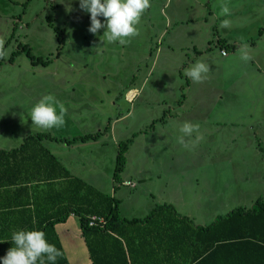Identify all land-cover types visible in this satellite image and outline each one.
I'll return each mask as SVG.
<instances>
[{
  "label": "rangeland",
  "instance_id": "rangeland-1",
  "mask_svg": "<svg viewBox=\"0 0 264 264\" xmlns=\"http://www.w3.org/2000/svg\"><path fill=\"white\" fill-rule=\"evenodd\" d=\"M225 3L230 16L220 15ZM150 4L137 25L139 35L122 46L101 41L106 29L89 31L90 13L79 0H0V41L7 53L0 59V149L16 148L38 132L59 139L99 133L97 140L79 139L70 152L59 141L49 148L63 154L64 162L78 160L74 170L86 182L109 194L116 190L112 196L124 217L144 216L155 203L140 187L123 184L138 183L139 174L154 172L155 164L181 175L184 184L201 187L205 170L214 186L219 176L226 180L221 189H240L243 201L264 198V150H257L262 141L264 147V0ZM224 19L230 28L219 27ZM55 28L65 39L60 50ZM225 38L247 45L262 73L251 59L240 58L238 48L223 55L227 48L219 40ZM201 58L211 71L203 83H194L184 72ZM39 59L47 63H34ZM142 86L145 92H131L137 99L126 103L122 89ZM45 95L66 107L63 127L33 126L29 111ZM158 118L166 122H157L156 134H140ZM185 121L199 124L203 136L190 150L177 143ZM234 137L241 147L233 146ZM127 140L126 166L115 180L120 143Z\"/></svg>",
  "mask_w": 264,
  "mask_h": 264
},
{
  "label": "trees",
  "instance_id": "trees-1",
  "mask_svg": "<svg viewBox=\"0 0 264 264\" xmlns=\"http://www.w3.org/2000/svg\"><path fill=\"white\" fill-rule=\"evenodd\" d=\"M55 30L60 50L65 39L63 32ZM219 43L226 50L238 47L223 40ZM34 63L47 62L39 59ZM98 138L99 133L59 139L38 132L16 148L0 150V258L14 246V232L40 230L63 253L56 264H70L55 227L72 214L78 218L92 264H204L231 242L257 241L264 248V198L250 209L238 207L219 216L206 227L194 225L171 204L157 205L144 218L127 219L121 216L116 198L73 176L43 143ZM131 142L120 143L115 180L126 166ZM94 215L107 220L104 227L89 225Z\"/></svg>",
  "mask_w": 264,
  "mask_h": 264
},
{
  "label": "crops",
  "instance_id": "crops-1",
  "mask_svg": "<svg viewBox=\"0 0 264 264\" xmlns=\"http://www.w3.org/2000/svg\"><path fill=\"white\" fill-rule=\"evenodd\" d=\"M224 40L228 43H231L227 40V38H225ZM251 46L252 50L258 52L257 43L253 42ZM237 48L239 49L240 47ZM251 61L254 63L258 70H262V64L258 60L251 59ZM260 73H262V71ZM122 90V93L124 94L123 97L126 103H128L129 105L133 104L134 101L137 99L135 94L132 98L130 97L131 92L136 91L141 95L145 92L143 86L140 89L128 87L127 89L124 88ZM139 95L137 97H139ZM130 111L131 110H129V112ZM170 114H163V116L167 119L168 117H170ZM166 119L159 120L158 118V120H154L151 125L146 127L144 129L145 131H141L140 134H156V124H158L157 122L165 123ZM250 129L256 130V127L252 126ZM234 138L235 139L233 142V146L238 147L240 145L241 147L240 143L237 144V137ZM52 142L53 141L50 140L43 141L44 145L59 158L61 163L71 172L73 176L79 177L86 181V178L80 177V175L74 170L76 166L74 163H77L79 161H69V159L66 158V161L64 162L62 157L63 154L52 151L49 148V145ZM73 143L65 145V143L63 142L65 146H68L66 147L67 152H70V150L72 151L75 146L78 147L76 145V142ZM250 143L251 142H249L248 146L250 145ZM223 144H226V142L224 141ZM262 144L263 141L260 142L257 147V150L260 149L258 151L259 153H262L264 150ZM60 152L63 153L64 150ZM204 161H206V164H208L209 159H205ZM155 166L158 167H156L154 172L144 171L140 173L138 183L137 181L132 179L131 180L133 182L125 181L123 183L125 187H130V189H138L140 187L141 190H143L147 194V196H149L148 200L155 201V203H149V206L147 207V213H145L144 216L124 217L121 214L122 217L127 219L144 218L149 215V213L157 205L171 204L182 216L190 218L193 221L194 225L198 227H206L216 221L219 216L226 215L238 207H245L247 209H250L257 202L256 198L249 199V202L243 201L241 199L243 198V192L238 188L230 192L221 189L220 184L226 186V180L220 179L219 176H214L217 180L216 184H218L214 186L213 181L215 180L213 178V175H211L212 177H209L207 171L205 170L203 173L204 175H202L204 184L200 187L198 183H196L197 185H188V183L184 184L183 182H185V178H182L181 175V178H179V174L175 172L171 174V169L165 168L164 165L155 164ZM207 168L208 166L206 167V169ZM179 181L181 183H179ZM210 181L211 185H208ZM87 182H89V180ZM127 182H131L132 185L126 184ZM134 182H136L137 184ZM91 185L100 190L101 192L109 194L108 191L101 189L99 186L97 187L93 183H91ZM114 191L115 192L111 191L113 193L109 195L112 196L113 194H116L117 191ZM0 201L2 202L3 199H1ZM4 212L7 211L4 209ZM55 228L70 264H92L90 253L84 240L78 218L74 214H72L65 223L57 224ZM256 243L257 241L231 242L223 248H220V250L204 264H264V248L257 245Z\"/></svg>",
  "mask_w": 264,
  "mask_h": 264
},
{
  "label": "clouds",
  "instance_id": "clouds-1",
  "mask_svg": "<svg viewBox=\"0 0 264 264\" xmlns=\"http://www.w3.org/2000/svg\"><path fill=\"white\" fill-rule=\"evenodd\" d=\"M80 8L90 13L91 25L89 31L98 34L101 29H106L100 37L104 43L126 45L131 38L139 35L137 25L140 23L144 12L151 7L150 0H79ZM220 15L230 16L229 6L221 4ZM100 17H103L102 21ZM232 22L224 19L220 28H230ZM240 58L247 62L251 59L247 45L238 49ZM7 55L0 41V59ZM210 65L203 58L197 59L185 69L187 76L194 83H203L208 79ZM67 109L63 103L55 100L52 95L43 96L29 111L33 126L43 130L61 128L65 125ZM199 124L185 121L179 128L180 135L177 143L185 149H191L198 144L203 136ZM193 133L195 139H191ZM189 138V139H186ZM14 244L2 259V264H56L57 258L63 253L54 244L46 239L40 230H19L12 234Z\"/></svg>",
  "mask_w": 264,
  "mask_h": 264
},
{
  "label": "built area",
  "instance_id": "built-area-1",
  "mask_svg": "<svg viewBox=\"0 0 264 264\" xmlns=\"http://www.w3.org/2000/svg\"><path fill=\"white\" fill-rule=\"evenodd\" d=\"M222 54L226 55L227 54V50L226 49H222ZM126 184L128 185H132L131 182H127ZM107 223V220L103 217H99V216H91L90 220H89V225L90 226H98L100 225L101 227H104V225Z\"/></svg>",
  "mask_w": 264,
  "mask_h": 264
}]
</instances>
